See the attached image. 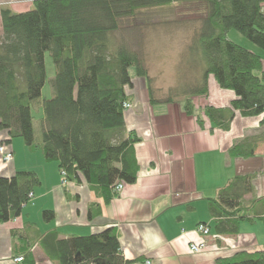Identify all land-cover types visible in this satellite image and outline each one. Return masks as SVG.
<instances>
[{
	"label": "trees",
	"instance_id": "1",
	"mask_svg": "<svg viewBox=\"0 0 264 264\" xmlns=\"http://www.w3.org/2000/svg\"><path fill=\"white\" fill-rule=\"evenodd\" d=\"M186 2H201L206 8L184 56L188 62L184 71L193 68L200 76L170 88L165 98H156L141 40L137 49L129 43L126 24L141 10ZM1 19L0 131L9 138L0 146L23 139L31 151L40 150L47 163H57L61 176L66 172L62 182L83 176L106 204L118 195L116 186L135 183L139 171L134 145L140 138L127 131L125 122V105L133 100L127 89L133 88L135 77L146 80L152 103H183L189 115L196 114L194 99L208 96L209 78L214 77L222 89L236 94L230 109L202 110L217 128L228 130L234 111L264 117L262 56L229 39L236 30L264 52V0H35L26 12L2 9ZM47 55L55 69L54 95L42 100ZM35 102L43 112L40 142L35 137ZM253 154L248 140L230 151L234 157ZM40 186L34 170L9 177L0 172V224L21 216ZM252 192V177H236L211 200L220 235L237 234L242 221H264V199L244 202ZM55 218L51 209L42 212L46 224ZM37 244L58 264L128 263L114 227L66 238L57 230L42 233L37 240L19 234L16 256L23 257V264H36ZM219 264H264V251L240 252Z\"/></svg>",
	"mask_w": 264,
	"mask_h": 264
},
{
	"label": "crops",
	"instance_id": "2",
	"mask_svg": "<svg viewBox=\"0 0 264 264\" xmlns=\"http://www.w3.org/2000/svg\"><path fill=\"white\" fill-rule=\"evenodd\" d=\"M258 53L264 69V52ZM133 83L127 89L133 100L125 122L127 131L140 138L134 145L139 164L136 182L124 184L122 192L106 204L83 176L63 185L57 164L53 182L45 189L40 178L32 207L29 204L21 216L0 224V264H23L15 261L19 234L37 240L42 233L57 230L66 238L99 234L110 227L117 231L127 264H219L240 252L264 251L261 218L242 221L235 235H220L210 211L211 200L236 177H252L253 192L244 202L264 199V117L234 111L228 130L215 127L202 110L207 106L230 109L236 94L222 89L214 77L209 78L208 96L194 99V115L185 112L183 103H152L144 78L135 77ZM246 140L254 154L230 156L233 146ZM17 171L21 170L15 158L7 166L0 162L4 176ZM96 204L99 208L92 209ZM35 209L38 223L32 221ZM50 209L56 218L46 224L42 212ZM200 224L210 226L206 238L198 231ZM205 241L200 253L192 252L191 244ZM33 254L36 264H58L39 244Z\"/></svg>",
	"mask_w": 264,
	"mask_h": 264
},
{
	"label": "rangeland",
	"instance_id": "3",
	"mask_svg": "<svg viewBox=\"0 0 264 264\" xmlns=\"http://www.w3.org/2000/svg\"><path fill=\"white\" fill-rule=\"evenodd\" d=\"M34 1H0V37L3 35L2 9L10 8L15 13L26 12L32 8ZM205 9V5L201 2L175 3L171 6L141 10L135 19H131L126 24V28L129 29L126 39L129 43L137 49V43L141 40L146 66L149 69L150 76L153 78L152 86L155 89L156 98L163 99L167 96L170 88H176L179 84L186 81L191 82L195 78V75L196 77L200 76V71L195 72L193 68H187L184 71L185 66L188 64L184 56L194 35L201 28ZM229 39L245 48L256 49L258 52H262V50L236 30L231 31ZM46 66L48 80L42 92V100L50 99L54 95L51 80L53 79L55 69L49 55L46 56ZM130 105L132 108V103ZM42 115L43 112L39 103L35 102L33 105V116L37 142L42 140L40 120ZM8 138V134L5 131H0V143ZM4 144L9 150L14 151L15 163L19 170H34L39 174L43 182V189L53 182V172H57V163H47L40 150L31 151L21 138L14 139L12 143L4 142ZM2 164L8 165L6 163ZM37 189L39 190L40 187ZM33 204V201H31L29 207H32ZM37 213L35 209V212L32 214V221L38 223Z\"/></svg>",
	"mask_w": 264,
	"mask_h": 264
},
{
	"label": "built area",
	"instance_id": "4",
	"mask_svg": "<svg viewBox=\"0 0 264 264\" xmlns=\"http://www.w3.org/2000/svg\"><path fill=\"white\" fill-rule=\"evenodd\" d=\"M126 110L131 108L130 104H126L125 105ZM14 160V153L5 148L4 146H0V162L1 163H6L9 164L11 162H13ZM62 177L65 178L66 177V172H62ZM63 185L68 183L67 181H63L62 182ZM124 189V184H119L116 186V192L120 193L122 192V190ZM31 197L33 198V194H31ZM198 231L203 235V237H207L210 234V226L207 224H200L198 226ZM207 243L206 241L200 244H191L190 248L192 250V252L194 253H200L205 247H206ZM16 262L21 263L23 262V257H18L15 259Z\"/></svg>",
	"mask_w": 264,
	"mask_h": 264
}]
</instances>
